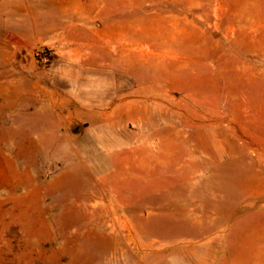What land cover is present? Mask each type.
Here are the masks:
<instances>
[{
    "label": "rangeland",
    "instance_id": "1",
    "mask_svg": "<svg viewBox=\"0 0 264 264\" xmlns=\"http://www.w3.org/2000/svg\"><path fill=\"white\" fill-rule=\"evenodd\" d=\"M69 7L0 19V264H264V0Z\"/></svg>",
    "mask_w": 264,
    "mask_h": 264
},
{
    "label": "crops",
    "instance_id": "2",
    "mask_svg": "<svg viewBox=\"0 0 264 264\" xmlns=\"http://www.w3.org/2000/svg\"><path fill=\"white\" fill-rule=\"evenodd\" d=\"M0 0V19L4 14L7 18H23L32 21L30 27L35 31H43L41 20L61 19L63 11L70 13L69 4L77 0H8L11 5L4 10L3 1ZM63 4H67L63 7ZM62 105V100L58 103Z\"/></svg>",
    "mask_w": 264,
    "mask_h": 264
},
{
    "label": "built area",
    "instance_id": "3",
    "mask_svg": "<svg viewBox=\"0 0 264 264\" xmlns=\"http://www.w3.org/2000/svg\"><path fill=\"white\" fill-rule=\"evenodd\" d=\"M57 46H58V44L56 42L46 44V45H42V46H38L35 48V55L42 58V59H45L49 53L54 52V50L57 48Z\"/></svg>",
    "mask_w": 264,
    "mask_h": 264
}]
</instances>
